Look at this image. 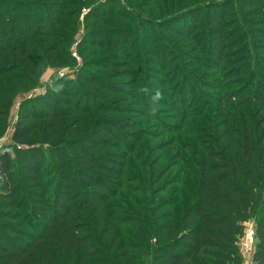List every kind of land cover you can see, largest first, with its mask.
Wrapping results in <instances>:
<instances>
[{"label": "rangeland", "instance_id": "rangeland-1", "mask_svg": "<svg viewBox=\"0 0 264 264\" xmlns=\"http://www.w3.org/2000/svg\"><path fill=\"white\" fill-rule=\"evenodd\" d=\"M12 1L21 4L28 2ZM250 2H258L259 8L256 11L253 10L256 7L245 8L244 4H251ZM80 3L81 6L76 7L81 9L80 13L76 11L78 13L75 16L78 22L76 34L69 36L72 42L68 44L67 50L74 62L66 63L64 66L46 64L42 68L33 65V73L26 69L20 57H12L6 62L10 68L14 67L16 72L0 76V99L7 97L2 91L7 85V76L16 77L19 72V76L28 78V82L21 80L19 84L16 83L19 89L7 91L10 92L8 113L0 117V154L12 146L10 136L13 127L20 120L25 108L39 107L44 102L49 103L52 108H59L61 102H69L74 108L86 109L75 117L74 124L79 123L74 134L71 135L63 123L59 124L62 129L61 136L67 142L61 149L53 150L47 145L37 144L29 150L12 149L10 157L15 158L18 150H21V153L29 151L30 164L42 166L45 174L56 173L55 177L58 179L60 178L58 175L69 171L78 193V195L73 193L72 196L80 200L84 198L85 188L81 185L74 149L82 148L83 140L103 141L105 148L85 149V155L87 158L92 156L99 159L107 156L117 160L121 165L118 167L120 174L119 179L115 173L91 176L92 180L104 181L113 188L111 187L108 193L111 200L110 209L106 212L105 209H101L100 213L92 212L87 222L105 214L109 217L114 214L110 229L111 237L118 238L119 244L125 246L123 254L126 256L125 259H128L121 264L126 262L140 264L138 260L153 255L152 246L156 243L152 235L153 226L159 230L163 225L161 217L163 214H175L183 210L184 207L179 206L183 195H188L190 199L197 196L195 183H198L201 176L205 157L223 150L216 145L219 135L223 133L221 128H218L221 126V114L217 113L218 106L232 100L231 104L228 103L230 106L228 110L233 115V122H230L229 126L231 125V130L239 132L238 143L232 148L233 158L241 157L246 126L254 137L257 151L255 160H258L260 153L264 155V142L262 148L258 147L259 140L264 138V103L261 107L254 104L264 98V42L260 39V36L264 35V0H151L150 3L145 0H100L92 6L87 0ZM139 5H143L144 8H140ZM86 6L88 8H84ZM27 8L28 16L24 18L22 13L19 15L23 22L21 27H13L11 16H4L6 33L14 31L17 34L19 30L25 29L35 31L45 25L49 27L47 17L62 12L60 2L53 3L51 0H29ZM95 10L114 12L121 16L122 20L101 21V27L92 29L85 24L84 18ZM207 15L227 23V29L223 33V37L227 38L225 48L227 53L236 56L232 57L235 59L229 61V65H221L216 72L210 67L212 64L209 62V56L210 48L218 37L210 28ZM170 30L182 31L179 33L182 36L170 37L167 33ZM239 36L242 37L236 39ZM192 37L196 42L190 43ZM244 37H247L246 40ZM235 39L238 45L233 46ZM18 41L19 37L12 41L6 39L5 43L12 44ZM92 43H103L106 48L104 50L80 48L82 44L89 46ZM163 53L167 56L178 54L180 59L185 56L193 58L196 66L188 69L182 67V71L190 72L188 74L196 77L200 76L202 84L194 85V80L188 79L187 91L177 92L178 84L168 78L169 74L160 75L157 70L161 62L159 58ZM198 54H201V59L195 58ZM107 65L111 66L109 71ZM227 75L231 79L223 85L222 90ZM63 76L67 81L65 86L59 89L56 81L63 79ZM90 82L100 87L85 85ZM171 88L173 91L169 93ZM162 89L166 90L165 93L160 92ZM156 90L158 92L152 94V91ZM192 90H197L200 99L207 103L212 102L214 106L209 108L208 112L191 115L188 122L182 125L179 121L175 122L172 115L183 113L182 107L185 106V102H189L187 108L190 107ZM227 96L229 97L226 99ZM175 98L177 99L174 100ZM107 103L123 107L121 109L125 108V112L121 113L124 114L123 117L114 120L111 115L94 110V106ZM250 103L252 105H249ZM184 116L182 114L180 118ZM102 120L105 123L118 124L113 131L107 129L108 134H111L109 138L104 132L96 131L98 123ZM217 129L220 133L216 132ZM93 130L96 131L95 134ZM125 130L129 132L128 135ZM125 138L130 142L117 148L119 141H125ZM177 151L181 152L184 160H193L183 162L186 171L184 169L176 171L178 169L176 166L173 171L168 170L171 164L179 163L175 162ZM15 162L14 165L18 167L16 173L10 175L14 180L10 186H15L17 191L19 189L16 200L29 199L31 205L34 199H42L39 197L41 194L32 188V184L26 182V173L19 168V161ZM167 163L169 165L164 169L161 164L165 167ZM129 168L138 175L129 173L127 176ZM256 211L255 208L251 213L252 217L243 223L242 234L237 241L240 264H249L248 259L253 251L251 247L246 249L241 246V242L247 227L253 226L255 230ZM102 212L105 213L101 215ZM7 227H12L18 232V235H15V242L10 243L23 245L30 242L26 237L30 232L29 228L22 220L1 221L0 235L3 237L7 235ZM90 236L94 237L92 234ZM121 258L114 260L115 264H120Z\"/></svg>", "mask_w": 264, "mask_h": 264}, {"label": "trees", "instance_id": "trees-1", "mask_svg": "<svg viewBox=\"0 0 264 264\" xmlns=\"http://www.w3.org/2000/svg\"><path fill=\"white\" fill-rule=\"evenodd\" d=\"M10 1L0 0V18H2V22H0V67H4L0 68V76L16 72L14 67L10 68V65L6 64L12 57L22 58L26 69L31 73L34 72L33 65L42 68L46 64L64 66L66 63L74 62L67 50L68 44L72 42L69 36L76 34L75 29L78 22L75 16L81 11L80 7L79 9L76 7L81 6L80 1L82 0H51L53 3L60 2L62 12L53 17H47L50 26H41L35 31L19 30L20 32L17 34L14 31L6 33L4 27L6 17L4 18V16H11L13 27H21L23 22L19 15L22 13L24 18L29 15L27 8L29 0L26 4ZM99 1L87 0V3L92 6ZM145 1L151 2V0ZM250 3L244 4V7H251V9L256 7L253 9L254 11L259 8L258 2ZM89 5L88 7H91ZM139 7L144 8L143 5H139ZM55 16L58 17L55 18ZM207 17L210 28L215 31V36L218 37V40L210 48L209 56V62L212 64L210 67L213 72H216L221 65H229V61L235 59L232 57L236 56L227 53V48H225L227 38L223 37V33L227 29V23L224 20L211 18L209 15ZM108 20L121 22L122 19L114 12H100L99 10L93 11L92 14H88L84 18L85 24L92 29L101 27L100 22ZM181 32L167 31L170 37H180L182 36L179 34ZM17 37H19L18 43H5L6 39L12 41ZM246 38L244 37L245 40ZM236 39L233 40L234 42L231 41L233 46L238 45ZM260 39L264 42L263 34ZM194 42L196 40L192 37L190 43ZM103 43H92L89 46L82 44L80 48L104 50L106 46ZM201 43L203 44V42ZM200 45L199 41L198 46L200 47ZM30 52L31 55H29ZM201 54L195 58L201 59ZM159 60H161L157 67L159 74L168 73V78L178 84L177 92L187 91L188 79H193L194 85L202 84L200 76L196 77L188 74L190 72L182 71V67L188 69L196 66L193 63V58L185 56L180 59L178 54L167 56L163 53ZM106 68L109 71L111 66L107 65ZM7 77V85L2 91L8 98L0 99V117L6 116L8 113L10 92L7 91L12 90L13 92L19 89L16 87V83L19 84L21 80L28 82V78H21L19 72L16 77ZM230 79L231 77L227 75L223 81L222 90L223 85ZM66 81L63 76V79L56 81V86L61 89L65 86ZM85 85L100 87L93 82L85 83ZM165 91V89L160 90L161 93H165ZM172 91L171 88L169 93ZM156 92L158 91H152V94ZM110 93L116 94L115 92ZM190 95L192 98L190 107L187 108L189 102H185V106L182 107L183 113L172 115L175 117L174 121H179L182 125L188 122L191 115L208 112L207 110L214 106L212 102L207 103L204 99H200L197 90H192ZM262 99L254 104L261 107L264 103V98ZM61 103L64 105H59V108H52L47 102L41 103L39 107L25 108L20 120L13 127L10 136L11 148L16 150L19 147L22 150H29L33 146L41 144L47 145L53 150L61 149L67 142L61 136L62 129L59 124L63 123L67 131L71 135L74 134L75 127H78L79 123L75 122L74 124L75 117L86 110H80L79 107L74 108L69 102ZM228 103L231 104L232 100H227L226 103L217 107V113L221 114V126L218 128H221L223 133L219 135L216 145L223 149L222 152L210 153L205 157L201 167V176L198 183H195L197 196L190 199L188 195H183L184 197L179 201V206L184 207L183 210L179 213L175 212V214H163L161 216L163 225L159 230L153 226L152 235L156 239L155 245L152 246L153 255L150 258L145 256L138 260L140 264H240L241 258L237 241L242 234L243 223L252 217L251 213L255 211V208L257 211L255 213L253 263L264 264V155L260 153L258 160H255L257 151L254 146V137L246 126L241 157L233 158L232 148L238 143L239 132L231 130V125L229 126V123L233 122V115L228 110L230 107ZM121 108L123 107L112 106V103L94 106V110L109 114L114 120L123 117L124 114L121 113L125 112V108ZM182 114L185 116L180 118ZM111 123L113 124L105 123L104 120L100 121L96 131L104 132L108 138L111 137L107 129L113 131V128L118 125L114 124L116 122ZM96 131L93 130V134ZM124 132L127 135L129 133L127 130ZM216 132L220 133L218 129ZM119 142L120 146L118 145L117 148L130 141L125 138V141ZM263 142L264 138H261L258 143L259 148H262ZM102 143L104 142L96 139L83 140L82 148L74 149L81 185L85 188L84 198L80 200L78 197L72 196L73 193H77V186L72 182L69 171L58 175L60 177L58 179L55 177L56 173L45 174L42 166L30 164L29 151L21 153V150H18L15 158H11L7 153L0 154V222L7 219L15 222L22 220L30 231V234H26L30 242L20 245L10 243L15 242V235H18V232L12 227H7V235L5 237L0 235V264H115L114 260H117L118 257H122L119 259L120 264L123 261H128L123 254L125 246L119 244L118 238L111 237L112 230L110 229L111 222L114 221V214L110 217L105 214L87 222L92 212L100 213L101 209H105V212L110 209L109 202L111 200L108 193L111 187L113 188L112 185L109 186L104 181L92 180L91 176L115 173L119 179L120 174L118 167L120 168L121 165L117 160L107 156L95 159L88 155L90 157L87 158L85 155V149L105 148ZM176 155L175 162L179 161V163L171 164L168 170L173 171V168L178 167L176 171L180 169L186 171L183 162L193 160H184L180 151H177ZM15 160L19 161V168L26 173V182L32 184V188L41 194L39 197L42 199H34L31 205L29 199L18 198L16 200L19 189L17 191L15 186H10L14 183L13 176L10 177V175L11 173L14 175L18 167L14 165ZM161 165L166 169L169 164L167 163L165 167L163 164ZM129 173L138 175L130 168L127 170V176ZM89 190L91 191L88 192ZM190 201L192 202L189 203ZM105 212H102L101 215ZM96 233L99 234L96 235ZM91 234L94 237H91ZM125 237L128 238V236ZM97 239H101V241H97ZM126 264H130V262H126Z\"/></svg>", "mask_w": 264, "mask_h": 264}, {"label": "built area", "instance_id": "built-area-1", "mask_svg": "<svg viewBox=\"0 0 264 264\" xmlns=\"http://www.w3.org/2000/svg\"><path fill=\"white\" fill-rule=\"evenodd\" d=\"M17 149H20V148L17 147ZM11 151H12V148L10 147L9 149H6L4 153L9 154ZM242 245L246 249H247V247H251V249L253 248V251L251 252V257L248 259V263L252 264L253 263V255L255 252V247H253V245H255V230H253V226L247 227V229L244 231V233L242 235L241 246ZM246 254H248V253H246Z\"/></svg>", "mask_w": 264, "mask_h": 264}]
</instances>
